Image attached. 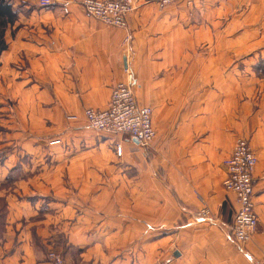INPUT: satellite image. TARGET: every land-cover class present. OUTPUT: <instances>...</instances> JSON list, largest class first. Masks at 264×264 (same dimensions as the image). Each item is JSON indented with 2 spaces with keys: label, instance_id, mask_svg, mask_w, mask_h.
<instances>
[{
  "label": "crops",
  "instance_id": "0c3cea01",
  "mask_svg": "<svg viewBox=\"0 0 264 264\" xmlns=\"http://www.w3.org/2000/svg\"><path fill=\"white\" fill-rule=\"evenodd\" d=\"M14 1L29 14H18L13 41L6 34L5 62L29 67L16 83L25 90L13 134L0 135V148L14 138L36 160L26 166L12 154L0 162L9 211L0 264H54L52 251L65 264H264V79L254 74L264 0L164 9L133 0L128 30L78 5L62 13ZM119 83L153 109L150 147L93 130L84 116L106 110ZM240 138L258 156L259 223L245 247L230 235L238 203L223 186Z\"/></svg>",
  "mask_w": 264,
  "mask_h": 264
},
{
  "label": "built area",
  "instance_id": "2783aa9c",
  "mask_svg": "<svg viewBox=\"0 0 264 264\" xmlns=\"http://www.w3.org/2000/svg\"><path fill=\"white\" fill-rule=\"evenodd\" d=\"M147 1L157 4L161 9L181 4L193 6V0ZM40 4L43 7L55 6L62 13H68L72 6L78 5L89 17L121 30H128L129 17L135 11L133 0H40ZM130 42L131 38L127 37L125 43L129 45ZM84 116L94 130L123 134L143 147H150L157 137L153 126V109L139 106L133 88L126 83H119L114 87L106 110L87 109ZM116 151L118 156L122 155L121 146ZM224 164L227 169L224 189L233 193L238 203L230 235L239 245L245 247L255 235L259 223L254 203L258 156L249 140L240 138ZM207 213V210H202L200 216H206ZM49 257L55 264H63L59 255L50 253Z\"/></svg>",
  "mask_w": 264,
  "mask_h": 264
},
{
  "label": "rangeland",
  "instance_id": "374dc122",
  "mask_svg": "<svg viewBox=\"0 0 264 264\" xmlns=\"http://www.w3.org/2000/svg\"><path fill=\"white\" fill-rule=\"evenodd\" d=\"M13 3H14V7L17 10L19 15L23 14L24 16L25 15L27 16L29 14V12L28 13L26 12L27 10L19 8L18 5L15 6L14 0H13ZM39 4H40V0H39ZM39 7L49 8V7H43V6H41V4ZM6 34H7V39H9L11 41L14 40L15 30H14L13 26L9 27L7 29ZM5 38H6V36H5ZM253 57H255V55H253ZM256 57H257V60H256L257 62H256V67L254 68L255 69L254 74H256L260 78L264 79V73L260 72L261 71L260 68L264 67V50L262 52H258ZM5 59H7V58L4 57V53H3L0 56V135H4V136L7 135L8 136V135L13 134V133L12 134H9V133L11 131H13L12 130L13 128L11 126L13 125L16 108L20 107V104H18V98L20 97L22 92H24V90H25V88H21L20 85H18L16 83L19 82L20 78L23 77L22 72H24L26 70V68L29 67V63H27L26 59L23 60L24 63H21L19 61L15 62L13 60H12V62L11 61L5 62ZM258 66H259V71H257V69H256ZM27 86H26V88H27ZM29 110H30V108L28 109V111ZM91 129H93V128H91ZM40 131L41 130H39V132ZM29 133H30V131H29ZM27 137L28 136L23 137L21 141L24 142V141L28 140V139H26ZM28 138H31V137H28ZM51 138L52 137H49L48 140ZM40 140L42 141V143H49L50 142L44 138H42ZM41 141H39V143ZM75 141L78 142L75 138H72L71 140H64V143L66 145L67 144H73V143H75ZM58 142L60 144H63V141H61V140ZM1 143H3V142H1ZM18 145H20L19 140H14V138H12L10 140H6L5 143L2 145V147L0 148V162L3 163L5 160H7L8 156L13 154L14 156L16 155L15 157L17 158L19 164H24L26 166L31 165V163L34 160H36L35 159L36 157L32 156L30 153L26 152L25 150H21V148ZM42 158L46 161L48 159L49 160L53 159V156H51L50 153H45V155L42 156ZM34 169L36 172L42 170L40 166H36ZM90 170H92V169H90ZM88 185L89 186H98V187L101 186V184L100 185L88 184ZM103 186H105V185H103ZM113 187L118 189L120 187V185L114 184ZM73 190H76V189H73ZM76 192L77 191H74V193H76ZM0 198L7 201L3 197H0ZM2 206H3V203L1 202L0 208H2ZM51 253H55L56 255H59L63 261V264H65V259H64L62 254H60L57 251L56 252L52 251ZM52 262L54 263V261H52Z\"/></svg>",
  "mask_w": 264,
  "mask_h": 264
},
{
  "label": "trees",
  "instance_id": "16d2710c",
  "mask_svg": "<svg viewBox=\"0 0 264 264\" xmlns=\"http://www.w3.org/2000/svg\"><path fill=\"white\" fill-rule=\"evenodd\" d=\"M18 20V12L14 7L13 0H0V56L8 50L6 41V31L9 27L14 26ZM259 71V66L256 68ZM260 72L264 73V67L260 68ZM3 203L0 208V240L5 233L6 218L8 215L7 201L0 198V203Z\"/></svg>",
  "mask_w": 264,
  "mask_h": 264
}]
</instances>
